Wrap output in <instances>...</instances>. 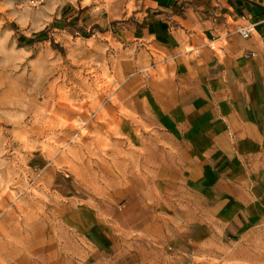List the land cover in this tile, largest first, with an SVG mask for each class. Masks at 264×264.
Instances as JSON below:
<instances>
[{
    "label": "rangeland",
    "instance_id": "374dc122",
    "mask_svg": "<svg viewBox=\"0 0 264 264\" xmlns=\"http://www.w3.org/2000/svg\"><path fill=\"white\" fill-rule=\"evenodd\" d=\"M31 1L0 0V264H264V218L206 229L151 72L71 24L80 0Z\"/></svg>",
    "mask_w": 264,
    "mask_h": 264
},
{
    "label": "crops",
    "instance_id": "0c3cea01",
    "mask_svg": "<svg viewBox=\"0 0 264 264\" xmlns=\"http://www.w3.org/2000/svg\"><path fill=\"white\" fill-rule=\"evenodd\" d=\"M79 4L71 24L114 36L132 70L151 72L146 96L159 128L191 152L189 175L204 208L206 229L238 235L260 224L264 0ZM249 24L254 29L244 39L238 30Z\"/></svg>",
    "mask_w": 264,
    "mask_h": 264
},
{
    "label": "built area",
    "instance_id": "2783aa9c",
    "mask_svg": "<svg viewBox=\"0 0 264 264\" xmlns=\"http://www.w3.org/2000/svg\"><path fill=\"white\" fill-rule=\"evenodd\" d=\"M43 0H32L31 4L34 6L41 5ZM254 26L252 24L242 26L239 28L238 33L241 35L242 38L244 39H249L252 35Z\"/></svg>",
    "mask_w": 264,
    "mask_h": 264
},
{
    "label": "trees",
    "instance_id": "16d2710c",
    "mask_svg": "<svg viewBox=\"0 0 264 264\" xmlns=\"http://www.w3.org/2000/svg\"><path fill=\"white\" fill-rule=\"evenodd\" d=\"M41 35H43V33Z\"/></svg>",
    "mask_w": 264,
    "mask_h": 264
}]
</instances>
